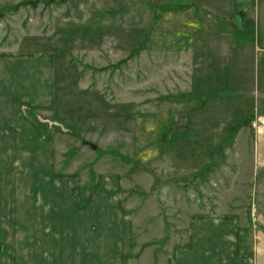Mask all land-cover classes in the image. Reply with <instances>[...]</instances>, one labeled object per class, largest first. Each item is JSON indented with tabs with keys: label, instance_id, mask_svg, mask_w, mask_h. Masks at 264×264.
<instances>
[{
	"label": "rangeland",
	"instance_id": "obj_1",
	"mask_svg": "<svg viewBox=\"0 0 264 264\" xmlns=\"http://www.w3.org/2000/svg\"><path fill=\"white\" fill-rule=\"evenodd\" d=\"M239 1L0 0V51L55 59L54 109L37 117L51 152L20 155L10 181L19 264L53 184L78 202L84 186V199L115 188L132 216L136 264H164L194 214L258 225L264 57L234 27Z\"/></svg>",
	"mask_w": 264,
	"mask_h": 264
},
{
	"label": "crops",
	"instance_id": "obj_2",
	"mask_svg": "<svg viewBox=\"0 0 264 264\" xmlns=\"http://www.w3.org/2000/svg\"><path fill=\"white\" fill-rule=\"evenodd\" d=\"M244 3L235 5L234 27L249 30L264 57V0ZM54 60L47 51H0V171H6L0 177L4 185V189L0 186V264H19L15 199L9 193L11 178L20 169L19 156H26L28 162L39 154L48 159L51 152L48 137L29 112L47 115L54 109ZM254 136L255 169L264 172V115L255 125ZM46 167L49 161L30 168ZM115 190L90 193L80 203L53 184L49 197L37 200L43 201L42 208L33 210V221L43 225L27 243L25 264H136L131 256L132 216ZM258 220L252 228L243 227L231 212L194 214L186 239L172 244L164 264H264V212ZM247 238L249 248L244 245Z\"/></svg>",
	"mask_w": 264,
	"mask_h": 264
},
{
	"label": "trees",
	"instance_id": "obj_3",
	"mask_svg": "<svg viewBox=\"0 0 264 264\" xmlns=\"http://www.w3.org/2000/svg\"><path fill=\"white\" fill-rule=\"evenodd\" d=\"M17 7H18V5H17ZM31 116L38 123V125H40L42 128H44V126H43L44 124L42 123L43 120H39L38 119L39 118V114L38 113H32ZM84 188H85V186L82 188V190L80 192V199H81L80 202H83V200H84V196H83V192L85 190Z\"/></svg>",
	"mask_w": 264,
	"mask_h": 264
},
{
	"label": "water",
	"instance_id": "obj_4",
	"mask_svg": "<svg viewBox=\"0 0 264 264\" xmlns=\"http://www.w3.org/2000/svg\"><path fill=\"white\" fill-rule=\"evenodd\" d=\"M89 145H91L93 148H96V145L94 143L88 142Z\"/></svg>",
	"mask_w": 264,
	"mask_h": 264
}]
</instances>
